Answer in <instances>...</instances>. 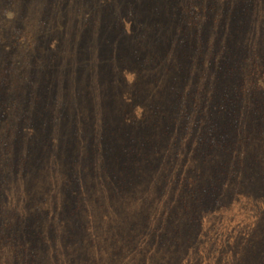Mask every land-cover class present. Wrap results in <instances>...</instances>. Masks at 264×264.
I'll list each match as a JSON object with an SVG mask.
<instances>
[{
  "label": "rangeland",
  "instance_id": "374dc122",
  "mask_svg": "<svg viewBox=\"0 0 264 264\" xmlns=\"http://www.w3.org/2000/svg\"><path fill=\"white\" fill-rule=\"evenodd\" d=\"M0 264H264V0H0Z\"/></svg>",
  "mask_w": 264,
  "mask_h": 264
}]
</instances>
